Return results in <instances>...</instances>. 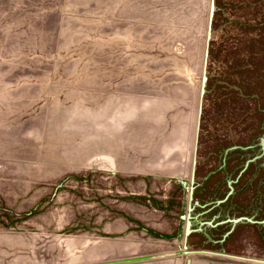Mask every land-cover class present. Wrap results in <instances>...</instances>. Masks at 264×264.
<instances>
[{
    "label": "rangeland",
    "instance_id": "rangeland-1",
    "mask_svg": "<svg viewBox=\"0 0 264 264\" xmlns=\"http://www.w3.org/2000/svg\"><path fill=\"white\" fill-rule=\"evenodd\" d=\"M210 3L0 0V264H264L179 220L208 85L264 47V0H213L205 58Z\"/></svg>",
    "mask_w": 264,
    "mask_h": 264
},
{
    "label": "flooded vegetation",
    "instance_id": "flooded-vegetation-1",
    "mask_svg": "<svg viewBox=\"0 0 264 264\" xmlns=\"http://www.w3.org/2000/svg\"><path fill=\"white\" fill-rule=\"evenodd\" d=\"M244 51L208 85L198 130L205 139L200 147L196 139L183 164L187 179L178 181L191 247H240L250 230L264 240V47Z\"/></svg>",
    "mask_w": 264,
    "mask_h": 264
},
{
    "label": "water",
    "instance_id": "water-1",
    "mask_svg": "<svg viewBox=\"0 0 264 264\" xmlns=\"http://www.w3.org/2000/svg\"><path fill=\"white\" fill-rule=\"evenodd\" d=\"M214 3H213V0H211V3H210V10H209V19H208V27H207V36H206V40H207V43L205 45V58L207 57L208 55V49H209V43H208V40L210 39V25H211V20H212V17H213V13H214ZM203 80V87L201 88V91H200V96L203 95L204 93V82L206 80V77L203 76L202 78ZM200 112H201V107H199V110H198V114L200 115ZM188 227H186L185 229V235L188 234ZM186 248V245H184V249ZM187 264H190L191 263V259H187L186 260Z\"/></svg>",
    "mask_w": 264,
    "mask_h": 264
}]
</instances>
